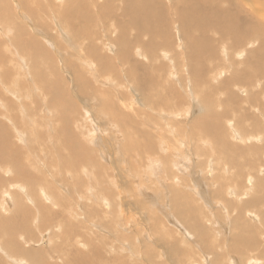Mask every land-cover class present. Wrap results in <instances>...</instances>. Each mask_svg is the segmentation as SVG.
<instances>
[{"label": "rangeland", "instance_id": "rangeland-1", "mask_svg": "<svg viewBox=\"0 0 264 264\" xmlns=\"http://www.w3.org/2000/svg\"><path fill=\"white\" fill-rule=\"evenodd\" d=\"M2 1L0 110L12 121L11 125L3 120L10 143L22 149L20 156L28 161L32 182L29 187L18 184L28 187L27 198L36 207L21 197L28 213L19 218L28 231L19 228L20 220L14 221L18 234L10 228L1 231V242L11 245L16 236L24 252L11 256L0 250V264H72L78 252L93 257L96 263L90 264L264 263V200L243 211H254L244 214L242 218L251 225L243 226L234 205L244 203L238 205L229 195L234 188L248 185L254 175H264L259 172L264 169L261 140H250L259 150L247 155L255 163L247 165V157L242 156L245 164L239 166L246 173L245 182L224 172L222 185L206 172L209 167L214 176L221 170L209 166L216 155L206 147L207 141L201 140L203 151L183 145L192 121L207 114L203 110L207 96L216 113L211 112V122L224 139L227 130V138L237 143L229 134L236 128L244 135H264L263 81L229 85L235 75L251 74L249 80L263 77L258 70L264 64V45L253 55L244 46L229 48L236 40L222 41L212 30L219 25V13L228 12L247 30L252 28L259 41L264 40L263 15H253L249 8L264 7L259 4L264 0L202 2L199 15L192 5L188 11L199 21L189 24L188 34L175 14L183 6L178 0ZM140 3L149 12L142 9L138 14ZM255 124L263 127L256 129ZM163 161L169 167H163ZM7 163L0 167L4 179L13 175L12 169L5 168ZM172 171L178 175L174 180H182L168 178ZM1 184L0 198L7 180ZM263 188L252 196L264 199ZM45 196L53 198L50 201L56 206L42 200ZM37 197L50 208L38 211ZM7 208L0 209V217L13 215ZM28 253L40 258L33 261Z\"/></svg>", "mask_w": 264, "mask_h": 264}, {"label": "bare ground", "instance_id": "bare-ground-1", "mask_svg": "<svg viewBox=\"0 0 264 264\" xmlns=\"http://www.w3.org/2000/svg\"><path fill=\"white\" fill-rule=\"evenodd\" d=\"M6 1V0H5ZM68 1V0H67ZM128 1V0H127ZM210 1H212V0H178V2H180V3H182L183 4V6H181V7H179L181 10H179L180 12L179 13H175V14H177V19H178V21H180L181 22V25L185 28V30H186V33L188 34V32H189V24L190 23H195V22H198L199 21V19H197V17L195 16V15H193L192 14V11H188V9H191V6L193 5V6H195L196 8H197V15H199V14H201V11H202V7L200 8L199 6H198V4H200V3H204V2H210ZM0 2H3L2 0H0ZM134 2V1H133ZM58 3H61V2H59L58 1ZM258 3V2H257ZM158 4V3H157ZM236 4V3H235ZM248 4H250V3H248ZM261 6L262 5H264L262 2L261 3H259ZM37 5V4H36ZM72 5V4H71ZM156 5V4H155ZM37 7H39V6H37ZM259 6H254V5H252V7H251V5L249 6V8L251 9V11H252V14L253 15H256V16H259V17H261V15H263V19H264V7H261V8H258ZM74 9V8H73ZM142 9L144 10V11H147L148 10V6H146L145 8H143V4L142 3H140L139 4V6L137 7V11H138V14H139V12H142ZM172 9V8H171ZM72 10V9H71ZM34 11V10H33ZM64 11H65V9H64ZM63 11V12H64ZM73 11V10H72ZM128 11V10H127ZM130 11V10H129ZM0 12H3V11H0ZM66 12H69V11H66ZM71 12V11H70ZM74 12V11H73ZM147 12H149V11H147ZM4 13V12H3ZM59 14V13H58ZM65 14V13H64ZM229 13L227 12V13H219V15L216 17V20H217V22L219 23V25H217V26H215L214 28H212V30L214 31V32H216V33H218L219 34V36L222 38V41H226V42H229V40H231V39H235L236 40V44H234V45H232V46H228L229 48H233V49H238L239 47H241V46H244V47H246V49H247V51L246 52H248V53H250V52H252L253 53V55H255V54H257L258 53V51H257V49H258V46L259 45H264V40H260L259 41V37L254 33V31L252 30V28L251 29H249V30H247V27H246V24H244V23H241L240 21H239V19H238V17L236 16L235 17V15H231V14H229ZM64 16H66V15H64ZM139 16V15H138ZM138 16H137V18H138ZM190 16V17H189ZM0 17H3V15H0ZM40 17V16H39ZM153 17V16H152ZM187 17H189V18H187ZM34 18V17H33ZM241 18H243V19H246L245 17H241ZM37 19V18H36ZM142 19H145V18H142ZM30 20V19H29ZM134 20H136V18H133V20H132V23L134 24V25H137L136 24V22L134 21ZM151 20V19H150ZM160 20V19H159ZM158 20V21H159ZM247 20V19H246ZM63 21H65V20H63ZM201 22H204V21H201ZM238 22V23H237ZM10 23H12V22H10ZM146 23V22H145ZM113 25V24H112ZM146 25V24H145ZM148 26V25H147ZM94 27V26H93ZM98 28H100V27H98ZM149 30L150 31H153V29H152V25H150L149 27ZM124 29V28H123ZM143 29V28H142ZM122 30V29H121ZM123 31V30H122ZM10 32V31H9ZM211 32V31H210ZM258 33V32H257ZM261 35H262V33H261ZM189 36V35H188ZM21 39V38H20ZM19 39V40H20ZM243 40H246V42H249V44H243ZM6 41V40H5ZM67 41V40H66ZM241 41V42H240ZM259 41V42H258ZM238 42H240V43H238ZM257 42V43H256ZM19 43H22V42H19ZM26 43V42H25ZM28 43V42H27ZM26 43V44H27ZM24 44V43H23ZM35 44V43H34ZM253 45H256V47L255 48H253ZM50 46H52V45H50ZM29 47H30V45H29ZM30 49H32V48H30ZM115 49V48H114ZM15 50V49H14ZM32 50H36V48L35 49H32ZM112 51V50H111ZM37 53V52H36ZM79 53V52H78ZM96 52H94V54H95ZM7 55V54H6ZM82 55V54H81ZM88 55V54H87ZM136 55V54H135ZM84 56V55H83ZM90 56V55H89ZM168 56V55H167ZM261 56V55H260ZM7 57V56H6ZM64 57V56H63ZM86 57V56H85ZM105 59H106V56H103ZM108 57V56H107ZM164 57V56H163ZM225 57V56H224ZM92 58V57H91ZM101 58V57H100ZM165 58V57H164ZM226 58V57H225ZM81 59H85V58H81ZM93 59V58H92ZM97 59V58H96ZM94 60V59H93ZM99 60V59H98ZM104 59L102 58V61H103ZM226 60H227V58H226ZM100 61V60H99ZM107 61V60H106ZM119 61V60H118ZM134 61V60H133ZM109 62V61H108ZM135 62H137L136 60H135ZM16 63H17V65L19 64V61H17L16 60ZM38 62H36L35 64H37ZM100 63V62H99ZM112 63V62H111ZM161 63V62H160ZM40 64V63H39ZM106 64H108L109 65V63H107L106 62ZM105 64V65H106ZM19 67H20V65H18ZM38 66V65H37ZM96 66H98V65H96ZM101 66H102V64H101ZM133 66L135 67V64H133ZM132 66V67H133ZM21 67H24V69H25V66H23V64H22V66ZM110 67V66H109ZM255 67V66H254ZM34 69H35V67H33ZM40 67H38V69H39ZM143 68V67H142ZM257 68H258V66H257ZM19 69V68H18ZM23 69V68H22ZM34 69H32V70H34ZM113 69V68H112ZM133 69V68H132ZM259 69L260 70H258L259 72H260V74L261 75H263V77H260V78H258V79H252V80H249V78H250V75L251 74H249L246 78H244V76H238V75H235V76H233L231 79H229V85H231V84H239V83H241V82H243L244 81V83H246L248 86L249 85H252V84H255L256 82H257V80H262L263 82H262V86H263V88H264V64H259ZM100 70V69H99ZM7 72V71H6ZM101 73V72H100ZM132 73H134V72H132ZM11 74V73H10ZM38 75V72L37 73H35V76H37ZM113 74V73H112ZM220 74H222V73H220ZM12 75V74H11ZM81 76V75H80ZM44 77V76H43ZM47 78V77H46ZM38 79H40V77L38 78ZM37 79V80H38ZM73 79H75V78H73ZM8 80H10V79H8ZM41 80V79H40ZM100 80V79H99ZM217 80V79H216ZM10 81H14V80H10ZM40 83L42 82V81H39ZM38 82V83H39ZM44 83V82H43ZM76 83H77V81H76ZM83 83V82H82ZM2 84V83H1ZM42 84V83H41ZM80 84V83H79ZM78 84V85H79ZM96 84V83H95ZM43 85V84H42ZM41 85V86H42ZM174 85V84H173ZM5 86V85H4ZM44 86V85H43ZM42 86V87H43ZM45 86H47L48 87V89H49V86L48 85H45ZM44 86V87H45ZM82 86H85V83L84 84H82ZM81 86V87H82ZM231 87V86H230ZM5 88H7L6 86H5ZM36 88V87H35ZM62 88V87H61ZM64 88V87H63ZM78 88V87H77ZM79 88H80V85H79ZM82 90H83V88H81ZM80 89V90H81ZM49 92H50V90H49ZM86 92V91H85ZM68 93V92H67ZM79 93V92H78ZM54 94V93H53ZM62 94V93H61ZM84 94V93H83ZM230 95V94H229ZM141 96V95H140ZM48 97V96H47ZM229 97V96H228ZM231 97V96H230ZM211 98V97H210ZM230 99V98H229ZM234 99V98H233ZM57 100V99H56ZM56 100H54V101H56ZM59 100V99H58ZM61 100V99H60ZM65 99L63 98V100L62 101H64ZM109 100V99H108ZM144 100V99H143ZM206 103H207V106H206V108L204 107L203 108V110H204V113H207L206 115H205V118L204 117H201L200 119H196L195 121H192V123H191V125H190V136H189V134H187L188 136H189V139H187L184 143H183V145H186L187 147H191V146H195V147H198V148H196L197 150H201V151H203V146H202V142H201V140L203 141V142H205V141H207V146L206 147H209V149H210V153L211 154H215L216 156H215V158H211V164H209V166H210V168L212 169V168H219V167H221V170H220V172H218V173H214V176H213V169L212 170H210L209 169V167H208V171H206V172H208V175L210 176V177H212V178H215L216 180H218L219 181V183L218 184H220V185H222L223 184V181L225 180V178H226V176L227 175H233L231 178H235V179H238V181L240 182V183H242V181H244V177L246 176V173L244 172V170L242 169V168H240V166H239V164H241L242 162H244L245 160L244 159H242V156H243V154H244V156H245V158L247 157V155H249V153H251V152H254V154H257V153H255L256 151L258 152L259 150L258 149H256V145L257 144H255V143H250V140L252 139V140H255V139H258V140H261V144L260 145H263L264 146V143H263V141H264V138H263V136H261V134H260V136H255V134L254 135H252V134H246V135H244V134H242V133H245V132H241L240 130H238V128H236L235 126V128H236V130L237 131H235L234 133H232V132H230L229 134H230V137H231V139L234 141V142H237V143H233L231 140H229L228 138H227V130H225L226 131V138L224 139V136L222 135V133L221 132H218L219 130H217V125L216 124H212V122H211V118H212V113L214 114V115H216V113H215V107H212V102H211V100L209 99V96H207L206 97ZM6 101H8V100H6ZM237 101V100H236ZM57 102V101H56ZM232 102V101H231ZM130 104V103H129ZM2 105V104H1ZM234 106V105H233ZM5 107V106H4ZM126 108V107H125ZM63 110V109H62ZM153 110V109H152ZM154 111V110H153ZM164 112V111H163ZM162 112V113H163ZM212 112V113H211ZM3 111H1L0 110V167L2 166V165H4L3 163H7V161H9V163L10 164H8L9 166H7L6 167V165L7 164H5V168H8V169H12V172H13V175H11V177H8V179H4V176H2V175H0V185H4V184H1V182H3V181H6L7 180V184L5 185L6 186V188L2 191V193H1V195H2V198H0V209H1V211L2 210H4V211H7V210H5V207H9V208H7V209H9L10 211H13V215H11V216H6L5 218H3V217H0V250L1 251H3V253H6L7 255H14V256H21V255H18V254H20V252H24L23 250H22V247H21V245L19 244V242L16 240V236H14L13 237V241L11 242V245L9 244V243H4L3 241L1 242V238H4L3 237V235L1 234V231H8L9 230V228H10V232L12 233V231L13 232H15V233H17L18 234V227L16 226V224H12V222H14V221H17V220H20V225H19V228H21V229H23V230H26V231H28L27 230V228H28V226H27V224H26V222H25V220L21 217V218H19L20 216H23V215H27V213H28V208L26 207V205H24L23 204V202H22V198L21 197H23L24 198V200H25V203L27 202V203H29V204H31V205H35V203L36 202H34V200L33 199H29V198H27L28 197V192L26 191V188H28L29 187V185H30V183L29 182H32V178H31V174H30V172H29V170H28V164H26L24 161H23V159L24 158H22V156H20L21 155V153H22V149L20 150V149H18L17 147H14L11 143H10V133H9V131H8V129L6 128V126H5V124H4V122H3V120L6 118V120H7V122H10V124L12 125V121L7 117V116H4L3 115ZM173 113V112H172ZM171 113V114H172ZM225 113H227V112H225ZM135 114V113H134ZM174 114V113H173ZM66 115V114H65ZM175 115H176V113H175ZM213 115V117H214V119H217L218 117L217 116H214ZM229 115V114H228ZM70 116V115H69ZM171 116H173V115H171ZM232 116V115H231ZM71 117V116H70ZM229 118V116H227V114H226V118ZM213 119V118H212ZM252 119H254L255 120V117H253ZM258 120V119H257ZM191 121V120H190ZM215 121V120H214ZM218 123H219V120H218ZM217 123V124H218ZM222 123V122H221ZM78 124H80V123H78ZM190 124V123H189ZM223 124V123H222ZM234 123H232V125H233ZM7 125V124H6ZM76 125V124H75ZM229 125V127H231V124H228ZM220 126V125H219ZM7 127H8V125H7ZM225 127V126H224ZM223 127V128H224ZM227 127V126H226ZM226 127H225V129H226ZM254 127L256 128V129H259V128H261V127H263V125L262 126H260V124H255L254 125ZM253 127V128H254ZM189 128V127H188ZM10 129V128H9ZM168 129V128H167ZM229 129V128H228ZM14 132H16L15 131V128H14ZM22 132V131H21ZM82 132V131H81ZM84 133V132H83ZM88 133V130H87V132L85 133V134H87ZM263 134H264V131H263ZM166 137V136H165ZM174 138V137H173ZM161 139V138H160ZM18 140H20V139H18ZM175 140V139H174ZM192 140H194V141H192ZM14 141H15V139H14ZM179 141V140H178ZM75 142V141H74ZM15 143H17V142H15ZM246 143H248V144H246ZM239 144H243V145H245V146H241V147H239L238 145ZM255 144V145H254ZM155 146L156 145H154V147L153 148H155ZM263 146L261 147V148H263ZM117 147V146H116ZM149 147V150L152 148H150V146H148ZM184 147V146H183ZM144 148V147H143ZM158 148V147H157ZM260 148V147H259ZM55 149V148H54ZM145 149H147V147H145ZM185 149L187 150V149H189V148H184V151H185ZM191 149V148H190ZM193 149V148H192ZM264 149V148H263ZM148 150V149H147ZM146 150V152H148ZM152 150L154 151V150H156V148L155 149H151V153L150 152H148V153H146V154H148L149 155V153L151 154V156H152ZM42 151V150H41ZM188 151V150H187ZM205 151H206V149H205ZM244 151V152H243ZM43 152V151H42ZM248 152V153H247ZM145 153V152H144ZM158 153H159V151H158ZM193 153V152H192ZM210 153H208V154H210ZM259 153V152H258ZM261 153V152H260ZM156 154H157V152H156ZM188 154V153H187ZM198 154V153H197ZM213 155H211L212 157H213ZM252 157H253V155L252 154H250ZM37 156H40L39 154L37 155ZM143 156H144V154H143ZM147 156V155H146ZM205 156V155H204ZM237 156H239V157H237ZM256 156V155H255ZM33 157V156H32ZM61 157V156H60ZM142 157V156H141ZM140 157V158H141ZM182 157H184V156H182ZM181 157V158H182ZM186 157V156H185ZM39 158V157H38ZM44 158H46V157H44ZM156 158H158L157 156H156ZM207 158V157H206ZM255 158V157H254ZM257 158V157H256ZM27 159V158H26ZM51 159V158H50ZM145 159V158H144ZM168 159H169V157H168ZM208 159V158H207ZM210 159V158H209ZM259 159V158H258ZM258 159H255V160H258ZM25 160V159H24ZM143 160V159H142ZM149 160V159H148ZM152 160H154V159H151V162H152ZM164 160V159H163ZM185 160H188V159H185ZM198 160V159H197ZM261 160V159H260ZM41 161V160H40ZM40 161H38V162H40ZM145 161V160H144ZM150 161V160H149ZM155 161V160H154ZM170 161V160H169ZM168 161V162H169ZM184 161V160H183ZM252 161V159H249V156L247 157V165H250L249 163H255L254 161L253 162H251ZM50 162V161H49ZM88 162V161H87ZM165 162H167L166 160H165ZM185 162V161H184ZM205 162H208L207 160H205ZM204 162V163H205ZM42 163V162H41ZM51 163V162H50ZM153 163H155V162H153ZM153 163H152V165H153ZM157 163H159V162H157ZM156 163V164H157ZM161 163V162H160ZM189 163V162H188ZM198 163V162H197ZM203 163V162H202ZM222 163V164H221ZM2 164V165H1ZM156 164H155V166H156ZM213 164V165H212ZM242 164H245V163H242ZM48 165V164H47ZM50 165V164H49ZM94 165V164H93ZM146 165H147V163H146ZM159 165V164H158ZM163 165H165L164 164V161H163ZM199 165V164H198ZM261 165V164H260ZM148 166V165H147ZM154 165H153V167H155ZM174 166V165H173ZM202 166V165H201ZM243 166H245V165H243ZM263 166H264V164H263ZM3 167V166H2ZM51 167V166H50ZM67 167V166H66ZM66 167H64V168H66ZM163 167H169V166H163ZM178 167V166H177ZM203 167H204V165H203ZM202 167V168H203ZM204 168H206V167H204ZM259 168V167H258ZM26 169H27V171H26ZM51 169V168H50ZM169 169V168H168ZM168 169H166L167 171H168ZM232 169V170H231ZM4 170H6V169H4ZM69 170V169H68ZM92 170V169H91ZM164 170H165V168H164ZM169 170H174V169H172V167H171V169H169ZM201 170H203V169H201ZM2 171V170H1ZM7 172H11V171H7ZM98 172V171H97ZM165 171H163V173H164ZM173 172V171H172ZM171 172V173H172ZM224 172H227V175H225L224 174ZM258 172V171H257ZM257 172H256V174H257ZM259 172H262L263 174H264V169L262 170V169H260L259 170ZM25 173V174H24ZM150 173V172H149ZM152 173H153V171H152ZM156 173H158V172H156ZM167 173V172H166ZM174 173V172H173ZM253 173V172H252ZM1 174V173H0ZM3 174V173H2ZM73 174H74V172H73ZM96 174V173H95ZM115 174H117V173H115ZM188 174H190V173H188ZM161 175V174H160ZM201 175H202V173H201ZM204 175H206L205 173H204ZM218 175V177H215V176H217ZM250 175V174H249ZM76 176V174H74V177ZM165 177L167 176V175H164ZM169 177L168 178H172L173 180H174V177H176V176H178V175H176V173H174L173 175H170V173H169V175H168ZM209 176H207L206 178H208ZM253 176V175H252ZM39 177V176H38ZM41 177H43V176H41ZM40 177V178H41ZM204 177V176H203ZM230 177V176H229ZM44 178V177H43ZM76 178V177H75ZM74 178V179H75ZM101 178V177H100ZM163 178V177H162ZM182 178V177H181ZM185 178V177H184ZM184 178H183V180H184ZM205 178V177H204ZM231 178H229V179H231ZM167 179V178H166ZM165 179V181H167ZM178 179V178H177ZM176 178H175V180L174 181H178L179 179H180V177H179V179L177 180ZM249 179V178H248ZM39 180V179H38ZM182 179H180V181H181ZM215 180V181H216ZM217 181V182H218ZM159 182V181H158ZM163 182V181H162ZM245 182V181H244ZM263 182H264V175H254L253 177H252V180H248L247 181V183H248V185H241V188H239V190L237 191V190H235V188H234V190H232V192L230 191L229 192V195H231L232 196V198L233 199H230L231 201L232 200H234L235 202H238V205L240 204H242V203H244V205H242V206H237V205H234V203H233V205L234 206H236V210H237V213L239 214V215H241V219L238 221V223H243V226L245 225H247L249 222L248 221H246L245 219H243L242 217L244 216V214H246L247 212H254V211H252V210H246L245 212H243L246 208H252V207H254L255 205H258L259 203H262L263 202V200L264 199H261V198H256L255 196H252V194L255 192V191H257V190H259L260 189V187L261 188H263L264 186V184H263ZM18 183H21V184H23V183H26L27 185H28V187H26L25 185H24V187L22 186V185H20V184H18ZM224 183H226L227 184V182H224ZM167 185H168V183H167ZM172 185V184H171ZM169 186V185H168ZM181 186H183V184L181 185ZM214 186V185H213ZM226 186V185H225ZM54 187V186H53ZM173 187V186H172ZM215 187H216V185H215ZM215 187H213V188H215ZM218 187V186H217ZM221 187V186H220ZM223 187V186H222ZM222 187L220 188V189H222ZM232 187V186H231ZM179 188V187H178ZM227 188V187H226ZM157 189V188H156ZM220 189H219V192H221L220 191ZM225 189V188H224ZM264 189V188H263ZM17 190V191H16ZM166 190V189H165ZM178 190V189H177ZM180 191H182V190H180ZM215 191H216V189H215ZM136 192V191H135ZM15 193H19L21 196H18V194H15ZM160 193V192H159ZM189 193V192H188ZM256 193V192H255ZM263 193V192H262ZM216 195H220V194H217V193H215ZM261 194V193H260ZM92 195V194H91ZM175 195V194H174ZM256 195V194H255ZM43 196H44V193H43ZM260 196H262V195H260ZM93 198H95V197H93ZM211 198V197H210ZM38 199V200H37ZM37 202L39 203H37L38 204V211H44V210H46V207H49L48 205H45L43 202H42V200H45L49 205H52L53 204V206L55 207L56 206V203H52V201H50V199L51 200H53V198H49L48 196H45V198H43L42 200H39V197H37ZM63 199V198H62ZM61 199V200H62ZM23 200V201H24ZM58 201H60V200H58ZM100 201V200H99ZM158 201V200H157ZM230 201V202H231ZM10 202H11V204H10ZM101 202V201H100ZM105 202V201H104ZM222 202V201H221ZM224 202H225V199H224ZM229 202V201H228ZM102 203V202H101ZM174 203V202H173ZM232 203V202H231ZM175 204V203H174ZM12 205V206H11ZM199 206V205H198ZM234 206H233V208H234ZM27 209H26V208ZM35 207H36V205H35ZM32 208V206H30V209ZM50 208V207H49ZM224 208H226V207H224ZM232 208V209H233ZM40 209V210H39ZM48 210H51V209H47V211ZM88 210V209H87ZM91 210V209H90ZM3 212V211H2ZM34 212V211H33ZM15 213H17V214H15ZM48 213V212H47ZM71 213V212H70ZM97 213V212H96ZM99 214V213H98ZM252 214V213H251ZM253 215H254V213H253ZM104 217V216H103ZM253 217V216H252ZM255 217V216H254ZM25 219H26V217H25ZM173 220V219H172ZM203 220V219H202ZM66 222V221H65ZM93 223V222H92ZM96 223V222H95ZM182 223V222H181ZM101 224V223H100ZM236 224V223H235ZM250 224V223H249ZM74 225V224H73ZM72 225V226H73ZM251 225V224H250ZM6 226H8V227H6ZM74 227V226H73ZM248 227H250V226H248ZM69 229H70V227H69ZM202 230V229H201ZM201 230H199L200 231V233L201 234H204L203 233V231H201ZM63 234V233H62ZM65 235L66 234H68L67 232L66 233H64ZM244 234V233H243ZM21 236V235H20ZM63 236V235H62ZM69 236H71V235H69ZM91 236V235H90ZM90 236H88V237H90ZM221 236V235H220ZM93 237V236H92ZM15 239V240H14ZM24 240V239H23ZM79 240V239H78ZM88 241H90V240H92L91 239V237H90V239H87ZM48 241L49 240H47L46 239V243H48ZM244 243H246V242H244ZM35 244V243H34ZM42 244V243H41ZM59 244V243H58ZM90 244V243H89ZM92 246V245H91ZM235 246H237V245H235ZM83 247H86L85 245L83 246ZM241 247V246H240ZM244 246H242V248H243ZM245 248V247H244ZM43 249V248H42ZM91 249H93V247L91 248ZM97 248L95 247V249H93V252H95L94 250H96ZM223 249H224V247H223ZM236 249L237 250H239L237 247H236ZM98 251H100V250H98ZM202 251V250H201ZM214 252V251H213ZM31 253V252H30ZM30 253H28V254H30ZM78 253H80V254H76V260L74 259V258H72L73 259V263L72 264H77V263H81V264H90V263H96V261H94V260H92V258H91V260H90V256H88V258L86 257V255H84L83 253H81V252H78ZM99 253V252H98ZM95 254H93V256H94ZM100 255V254H99ZM130 255V254H129ZM230 255V254H229ZM39 256V255H38ZM37 256V254H35V253H32V254H30V257H31V260H33V261H36L35 260V258H40V257H38ZM131 256V255H130ZM224 256V255H223ZM75 257V256H74ZM94 257H96V256H94ZM133 258V257H132ZM253 258H256V257H253ZM218 259H219V257H218ZM257 259H259V258H257ZM221 260H222V258H221ZM216 262H218L217 260H215ZM220 263H222L223 264V262H220ZM248 264H264V263H261V262H255V261H252V260H250V261H248Z\"/></svg>", "mask_w": 264, "mask_h": 264}]
</instances>
